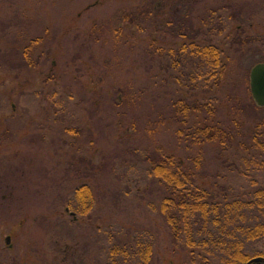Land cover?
Here are the masks:
<instances>
[{"label": "rangeland", "instance_id": "rangeland-1", "mask_svg": "<svg viewBox=\"0 0 264 264\" xmlns=\"http://www.w3.org/2000/svg\"><path fill=\"white\" fill-rule=\"evenodd\" d=\"M191 43L223 53L220 82L194 83L176 52ZM260 63L264 0H0V264H107L111 243L138 238L149 264H190L149 171L172 157L218 196L264 188V109L249 91ZM178 102L210 105L191 124L233 140L185 142ZM82 186L87 215L70 204Z\"/></svg>", "mask_w": 264, "mask_h": 264}, {"label": "trees", "instance_id": "trees-1", "mask_svg": "<svg viewBox=\"0 0 264 264\" xmlns=\"http://www.w3.org/2000/svg\"><path fill=\"white\" fill-rule=\"evenodd\" d=\"M220 20L224 21V18L221 16ZM188 47L190 50L182 47L176 52L180 55L187 52L188 57L193 58L192 63L197 67L194 83L201 82L203 88L208 81L220 82L225 68L223 53L212 45L199 47L191 43ZM167 53L170 57L173 55L170 50ZM200 110H206L207 114L213 111L208 104L176 103L172 120L184 128L178 137L184 138L185 142L191 137L193 142L187 143L193 146L217 138L233 140L230 133L209 128L206 120L202 125L199 122L191 124V114H198ZM257 135L262 136L260 130L253 136L254 145L264 153V143H260ZM222 145L225 142L221 141ZM180 167L172 157H165L149 171L165 191L159 213L170 233L172 245L187 250L190 264H246L254 258L264 259V188L260 186L249 191L228 188L220 190L223 194L218 196L202 187L195 175L182 172ZM70 204H75V210L87 215L93 208L89 188H78ZM151 251L152 244L142 238L135 239L134 246L111 243L107 264H149Z\"/></svg>", "mask_w": 264, "mask_h": 264}, {"label": "water", "instance_id": "water-1", "mask_svg": "<svg viewBox=\"0 0 264 264\" xmlns=\"http://www.w3.org/2000/svg\"><path fill=\"white\" fill-rule=\"evenodd\" d=\"M249 91L251 98L258 108H264V64L253 66L249 72ZM264 263L263 258H254L246 264Z\"/></svg>", "mask_w": 264, "mask_h": 264}]
</instances>
